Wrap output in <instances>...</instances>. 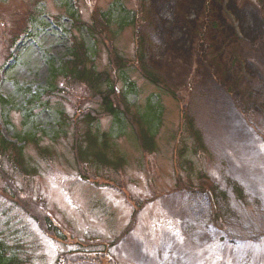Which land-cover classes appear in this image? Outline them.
I'll return each instance as SVG.
<instances>
[{
  "label": "rangeland",
  "instance_id": "374dc122",
  "mask_svg": "<svg viewBox=\"0 0 264 264\" xmlns=\"http://www.w3.org/2000/svg\"><path fill=\"white\" fill-rule=\"evenodd\" d=\"M77 41L150 144L52 77ZM0 118L12 264H264V0H0Z\"/></svg>",
  "mask_w": 264,
  "mask_h": 264
},
{
  "label": "trees",
  "instance_id": "16d2710c",
  "mask_svg": "<svg viewBox=\"0 0 264 264\" xmlns=\"http://www.w3.org/2000/svg\"><path fill=\"white\" fill-rule=\"evenodd\" d=\"M206 18L203 20V24L207 26ZM212 23V22H211ZM89 58L88 49L83 41H77L75 45L71 47L69 50L68 58L61 63L59 67L52 68V77L62 76L67 80H72L74 82H79L84 84L88 90L92 93V97L94 102L97 104L96 110H91L84 115V121L87 123H92L98 115H105L109 117H114L115 119H120L121 117L127 120L130 126H133V129L137 131L138 128L137 123H141L145 129L140 128V134L138 135L140 139V135L143 136L148 144L152 142V134H150L149 128L146 127V121L142 119V116L139 118L136 117L137 121L133 118V116L129 115L128 111V102L126 101L125 94L123 90H118L116 88L117 82L122 80L125 81L123 77V72L126 68H128V64H126V60L120 56L118 53L114 52L110 56V64L114 66L113 72L116 73L113 75L108 71H96L92 65H88L91 63ZM128 63V62H127ZM5 101V99H1ZM59 119L64 122L65 115L63 113L60 114ZM1 118H0V129H1ZM89 124V125H90ZM137 126V127H136ZM30 137V136H29ZM102 145L105 146L107 142V133L102 134ZM25 138L23 136H16V141L6 140L3 138L0 130V149L6 150L9 147L16 149L19 152L18 160L15 158V163L20 164V150L22 149L21 145H16V142H25ZM85 140L88 143V148H92L97 143V134H92L90 131H87L84 136ZM76 141V140H75ZM84 141L80 140L79 144ZM78 142H75V149L79 157L82 159V154H85L86 150L83 151L80 149ZM101 157L103 156L102 152ZM97 155V153H96ZM98 156V155H97ZM100 157V156H98ZM211 190V189H210ZM213 193V192H211ZM215 196V195H214ZM216 209V205H214ZM215 217L218 218L220 213H218V209L214 212ZM221 217V216H220ZM50 222V221H49ZM12 260L14 258H7L5 256V252L3 251L2 246L0 245V264H12Z\"/></svg>",
  "mask_w": 264,
  "mask_h": 264
}]
</instances>
